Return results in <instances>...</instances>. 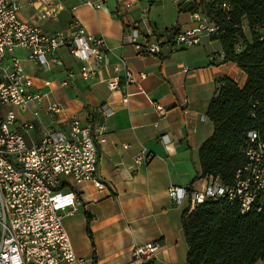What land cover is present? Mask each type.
Returning <instances> with one entry per match:
<instances>
[{"label":"crops","instance_id":"1","mask_svg":"<svg viewBox=\"0 0 264 264\" xmlns=\"http://www.w3.org/2000/svg\"><path fill=\"white\" fill-rule=\"evenodd\" d=\"M28 1L19 3L18 14L23 21L58 35L75 31L77 23L87 34L104 37L111 49V62L126 60L143 89L138 92L134 85L122 81L119 90H110L107 79L113 70L102 64L89 65L99 70L100 78L83 79L80 70L84 64L71 55L68 46L59 50L63 64L50 71L34 64L29 50L14 51L24 71L34 79L33 91L45 96L27 111L14 108L19 124L33 122L32 112L40 110V122L34 121L35 129L26 135L28 142H40L46 130L68 132L67 122L73 116L83 123L94 119L106 127L107 140L98 146L97 169L104 188L92 181L77 185L83 205L64 220L77 258L81 264H129L137 246L158 243L160 250L154 260L138 264H186L189 248L182 218L189 203H175L169 190L173 186L202 188L200 149L214 130L207 113L216 81L229 77L243 88L247 74L237 64L224 60L220 41L206 37L199 45L165 48L158 56H139L134 46L123 44L127 24L135 21L146 37L168 38L195 27L190 14L169 0H132L135 5L124 14L117 0H107L99 10L81 6L72 11L70 5L74 3H69L58 20L41 19L39 8L29 6ZM146 8L149 12L145 17ZM128 94L132 96L125 103ZM52 103L62 107V114H48ZM103 105L111 110L110 115H103ZM156 105L166 110L165 116L159 115ZM9 109L0 107L1 115ZM163 135L171 143H162ZM143 149L153 158L134 170L133 158ZM87 215L91 218L92 239Z\"/></svg>","mask_w":264,"mask_h":264},{"label":"built area","instance_id":"2","mask_svg":"<svg viewBox=\"0 0 264 264\" xmlns=\"http://www.w3.org/2000/svg\"><path fill=\"white\" fill-rule=\"evenodd\" d=\"M107 0H29V6L39 8L43 20H58L69 3L72 11L81 6L101 9ZM158 2L161 0H153ZM181 11L196 21L195 27L178 31L172 36L146 37L140 30V23H128L123 35V44L136 48L139 56L161 55L165 48L170 50L199 45L206 37L218 40L225 31L216 20L210 5L228 12L231 5L216 0H169ZM121 13L135 5L132 0H117ZM20 0H0V107H11L0 115V264H81L65 229L64 220L78 213L83 202L76 186L94 182L100 189L104 185L97 178L100 160L99 145L106 142V127L94 119L86 123L73 116L67 122L69 131L46 130L38 143L28 142L26 135L40 122V110L32 112L34 121L18 123L14 108L27 111L32 105L44 99L33 91L34 79L27 74L18 58L16 49L30 51V59L45 71L63 63L60 48L68 49L84 66L80 70L83 79L100 78L98 69L90 64L112 67L113 75L107 79L110 90L121 88L122 81L134 85L142 92V84L124 59L111 62V49L106 39L86 33L76 23V30L66 35L49 33L35 23H28L19 17ZM149 8L144 10L145 17ZM143 17L144 19H146ZM225 58V55H223ZM142 75L141 79H144ZM46 85H50L46 81ZM63 85H67L66 82ZM132 94L126 95L127 103ZM160 116L166 110L156 105ZM57 104H49L48 114H62ZM110 115L104 106L101 111ZM162 143H171L167 135ZM248 142L243 150L246 164L238 171L233 185H224L219 179L202 177L201 189L173 186L169 196L178 204L188 201V212L208 199L227 198L240 207L242 213L264 204V143L259 134L249 132ZM153 154L143 149L133 158L132 168L138 170L152 160ZM160 250L158 243L137 246L129 264L149 263Z\"/></svg>","mask_w":264,"mask_h":264},{"label":"trees","instance_id":"3","mask_svg":"<svg viewBox=\"0 0 264 264\" xmlns=\"http://www.w3.org/2000/svg\"><path fill=\"white\" fill-rule=\"evenodd\" d=\"M231 5L228 12L210 5L225 33L220 41L225 61L247 74L241 88L229 78L217 79L207 116L214 130L200 149L201 177L224 185L237 181L246 164L243 153L249 132L264 143V0H216ZM198 177L196 178V180ZM88 234L90 231V215ZM189 248L186 264H255L264 261V204L242 213L227 198L208 199L182 218Z\"/></svg>","mask_w":264,"mask_h":264},{"label":"rangeland","instance_id":"4","mask_svg":"<svg viewBox=\"0 0 264 264\" xmlns=\"http://www.w3.org/2000/svg\"><path fill=\"white\" fill-rule=\"evenodd\" d=\"M0 115H1V112H0Z\"/></svg>","mask_w":264,"mask_h":264}]
</instances>
